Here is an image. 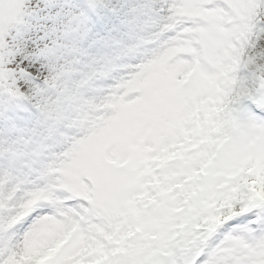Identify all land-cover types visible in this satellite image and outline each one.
<instances>
[{"label":"snow or ice","instance_id":"1","mask_svg":"<svg viewBox=\"0 0 264 264\" xmlns=\"http://www.w3.org/2000/svg\"><path fill=\"white\" fill-rule=\"evenodd\" d=\"M0 264H264V0H0Z\"/></svg>","mask_w":264,"mask_h":264}]
</instances>
